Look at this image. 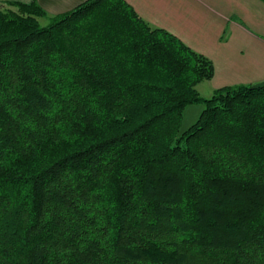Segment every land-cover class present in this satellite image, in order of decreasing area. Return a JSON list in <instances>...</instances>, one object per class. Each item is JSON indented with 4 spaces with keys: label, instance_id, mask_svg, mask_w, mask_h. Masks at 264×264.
Here are the masks:
<instances>
[{
    "label": "trees",
    "instance_id": "trees-1",
    "mask_svg": "<svg viewBox=\"0 0 264 264\" xmlns=\"http://www.w3.org/2000/svg\"><path fill=\"white\" fill-rule=\"evenodd\" d=\"M214 75L127 0L0 5V264H264V89Z\"/></svg>",
    "mask_w": 264,
    "mask_h": 264
},
{
    "label": "crops",
    "instance_id": "crops-1",
    "mask_svg": "<svg viewBox=\"0 0 264 264\" xmlns=\"http://www.w3.org/2000/svg\"><path fill=\"white\" fill-rule=\"evenodd\" d=\"M21 2L30 3L35 1L38 3L47 13L56 16L68 13L81 5L87 0H0V5H6L7 2ZM137 13L152 27L163 28L169 32L178 36L188 46L193 48L195 51L207 55V53L192 43L190 37L195 35V40L199 43L207 40L209 37L214 38L216 33H221V25L224 21V17L214 18L211 23L212 26L201 25L202 22L199 18V8L204 10H210L214 12L209 5H205L204 2L209 3L210 1L218 2L221 5V0H168L170 5L167 7V12L161 13L154 12L152 9L156 8L150 3L151 0H127ZM245 2L244 0H241ZM203 5V6H201ZM229 6V5H227ZM231 6V5H230ZM164 10H166L164 8ZM218 13V12H217ZM222 19V20H221ZM177 20L180 21V26L177 27ZM238 35L246 38L258 41L255 39L247 30L242 26H234ZM243 41V38L242 40ZM232 46V44H230ZM242 49L246 47L242 44ZM228 54L227 61H223L216 58V61H212L215 66V75L212 80H216L213 83V93L224 87H234L239 85L252 86L258 83L264 82V72H262L261 64L248 63L245 58L236 59L237 52L232 49L228 50L225 46L222 49ZM260 62V60H259ZM264 70V68H263Z\"/></svg>",
    "mask_w": 264,
    "mask_h": 264
},
{
    "label": "rangeland",
    "instance_id": "rangeland-1",
    "mask_svg": "<svg viewBox=\"0 0 264 264\" xmlns=\"http://www.w3.org/2000/svg\"><path fill=\"white\" fill-rule=\"evenodd\" d=\"M221 0V5L218 2L210 1L205 3L209 5L214 12L209 9L204 10L199 8L198 20L202 22L201 25L212 26L214 18L224 17V21L221 25V33H216L217 36L209 37L203 43H199L195 40V35L190 37L193 44L199 47L201 50L207 53L206 57L212 61H216L219 58L223 61H227L228 54L224 52L223 46L228 48L232 47L237 52L236 59L245 58L248 63H259L262 66V72H264V0ZM156 8L152 9L154 12L161 13L167 12V7L170 5L168 0H151ZM229 5V6H227ZM231 5V6H230ZM203 6V5H201ZM164 8L166 10H164ZM218 12V13H217ZM222 20V19H221ZM42 26H46L49 21L46 19H39ZM176 26H180V21L177 20ZM234 26H242L247 32H249L255 39H258L262 44L256 40L238 35ZM243 38V41H241ZM232 44V46L230 45ZM242 44L246 49H242ZM260 60V62H259ZM216 66V65H215ZM213 81H204L196 88L200 96L204 99H210L213 96ZM254 86V85H252ZM205 109V104L195 103L188 105L184 111L182 120L181 131H186L193 124L197 122L202 111Z\"/></svg>",
    "mask_w": 264,
    "mask_h": 264
},
{
    "label": "water",
    "instance_id": "water-1",
    "mask_svg": "<svg viewBox=\"0 0 264 264\" xmlns=\"http://www.w3.org/2000/svg\"><path fill=\"white\" fill-rule=\"evenodd\" d=\"M252 89L257 90V89H264V82L258 83L254 86H252Z\"/></svg>",
    "mask_w": 264,
    "mask_h": 264
}]
</instances>
